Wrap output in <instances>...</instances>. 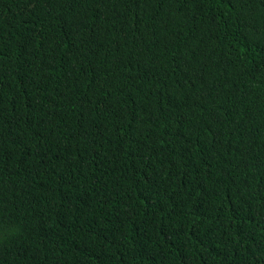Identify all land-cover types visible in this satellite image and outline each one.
<instances>
[{
  "label": "trees",
  "instance_id": "obj_1",
  "mask_svg": "<svg viewBox=\"0 0 264 264\" xmlns=\"http://www.w3.org/2000/svg\"><path fill=\"white\" fill-rule=\"evenodd\" d=\"M0 264H264V0H0Z\"/></svg>",
  "mask_w": 264,
  "mask_h": 264
}]
</instances>
